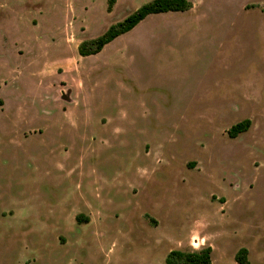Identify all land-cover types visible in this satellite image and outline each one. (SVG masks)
I'll use <instances>...</instances> for the list:
<instances>
[{"label":"rangeland","instance_id":"rangeland-1","mask_svg":"<svg viewBox=\"0 0 264 264\" xmlns=\"http://www.w3.org/2000/svg\"><path fill=\"white\" fill-rule=\"evenodd\" d=\"M117 1L0 0V264H264V0H189L80 58L154 0Z\"/></svg>","mask_w":264,"mask_h":264},{"label":"trees","instance_id":"trees-1","mask_svg":"<svg viewBox=\"0 0 264 264\" xmlns=\"http://www.w3.org/2000/svg\"><path fill=\"white\" fill-rule=\"evenodd\" d=\"M117 0H108V12H112ZM192 8L189 0H154L137 9L135 12L127 16L124 20L110 26L102 35L95 39L85 40L78 46V54L81 57L94 56L102 52V50L123 34L130 32L140 22L150 15L168 13V12H186ZM251 120L242 121L234 125L228 135L231 139L237 138L239 135L249 131ZM78 219H82L78 217ZM89 220H80V223ZM213 250L206 247L198 251H171L166 259L165 264H212ZM248 251L241 249L237 256L236 262L239 264H248Z\"/></svg>","mask_w":264,"mask_h":264},{"label":"crops","instance_id":"crops-1","mask_svg":"<svg viewBox=\"0 0 264 264\" xmlns=\"http://www.w3.org/2000/svg\"><path fill=\"white\" fill-rule=\"evenodd\" d=\"M117 2H118V1H117ZM116 5H117V3H116ZM116 5H115V6H116ZM115 6H114V7H115ZM193 7H194V5H193V3H192V8H191L189 11H191V10L193 9ZM189 11H186V12H189ZM168 13H179V12H168ZM182 13H184V12H182ZM162 14H165V13H162ZM156 15H159V14H156ZM150 16H153V15H150ZM150 16H148L145 20H143L142 22H140V23H139L134 29H132L130 32H128V33H126V34H123V35H130L131 33L140 30L141 27H143V26L145 25V21H146ZM123 35H121V36H123ZM121 36H120V37H121ZM120 37H118V38H120ZM118 38H117V39H118ZM117 39H115V40H117ZM115 40H114V41H115ZM114 41H113V42H114ZM111 43H112V42H111ZM111 43H110V44H111ZM108 45H109V44H108ZM108 45H107V46H108ZM107 46H105V48H106ZM105 48H104L102 51H104ZM99 54H100V53H99ZM97 55H98V54H97ZM79 57H80V58H85V57H81L80 55H79ZM66 60H69V59H65V60H60V61H57V62H53L52 64L55 65V64L63 63V61H66ZM78 71H80V68H79ZM78 71H77V73H78ZM77 73H76V74H77Z\"/></svg>","mask_w":264,"mask_h":264}]
</instances>
